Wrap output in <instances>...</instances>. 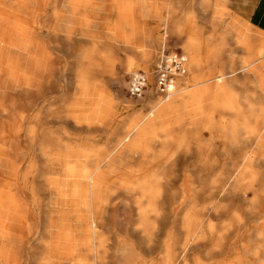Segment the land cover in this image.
I'll return each mask as SVG.
<instances>
[{"label":"bare ground","instance_id":"bare-ground-1","mask_svg":"<svg viewBox=\"0 0 264 264\" xmlns=\"http://www.w3.org/2000/svg\"><path fill=\"white\" fill-rule=\"evenodd\" d=\"M94 1L0 0V239L7 244L13 229L33 236L42 228L48 262L56 257L76 264H264V104H216L222 79L177 89L171 101L155 95L203 79L202 30L189 8L176 19L177 8L165 5L169 14L159 15L145 0H128L122 19L108 28L106 39L124 43L121 50L161 45L160 21L183 37L191 75L177 73L159 91L150 63L143 64L146 87L138 97L147 92L149 112L121 121L102 146L97 135L72 136L111 126L118 113L91 104L95 76L82 58L101 51L93 39L78 53V97L50 112L54 127L45 134L35 103L45 82L54 83L57 62L50 43L60 35L71 43L74 12L79 5L93 8ZM80 24L85 31L91 22L84 18ZM29 61L31 77L25 75ZM256 87L262 100V78ZM199 123L220 134L175 140ZM59 131L69 134L58 136ZM167 146L177 151H150ZM18 240L23 245L28 238ZM8 255L6 249L0 262Z\"/></svg>","mask_w":264,"mask_h":264},{"label":"crops","instance_id":"crops-1","mask_svg":"<svg viewBox=\"0 0 264 264\" xmlns=\"http://www.w3.org/2000/svg\"><path fill=\"white\" fill-rule=\"evenodd\" d=\"M134 1L142 3V0ZM145 1L150 6L151 10L153 12L158 11L159 15H161V11L165 5L169 3H172L173 5V3H175L177 8V13L174 15L175 18L180 17L184 7L189 8L195 17L196 24L202 30L203 84H201V86L210 84L215 79L223 80V78H225V81L223 82L224 89L219 93L221 96L218 99L219 102H225L230 97L232 98V101L234 100L236 103H255L253 94L257 91L256 79L262 78L264 81V0H203V8L202 4H200L201 0ZM127 2L128 0H95L93 8H84L79 5L78 16L76 17V10L72 17L75 39H72L70 43L63 37V35H60L56 43H53L54 45L49 42L55 62H57L55 64L57 68L54 78L58 70L57 55L60 51V47L62 51L70 55L69 58L71 59L69 80L67 81L68 87L63 99L64 104H69L70 102V104H72L75 101V98L78 97V87L75 84L76 82L74 83L77 79L76 71L78 68V62L80 63L78 53L84 47L88 46L93 39L98 41V47L101 51L98 52V54L94 53L87 58L82 59H84V61L86 60V64L93 69L95 76L94 79L105 74L104 71H106L107 68L109 72L107 71L106 73L113 71L115 62L119 63L120 61H124L119 55L120 41H116L113 37L109 41L106 39V36L109 35L107 34L109 33L108 28L113 27L122 19L124 9L127 7ZM104 7H106V12H103ZM195 9L201 14L202 20L195 13ZM84 18L89 19L91 22V25L85 31L78 28L81 26L80 23H82ZM198 19H200L202 23H199ZM155 21L156 20H151L150 22L153 23ZM81 33L87 34V37H81ZM7 41L8 39L6 42ZM47 41L48 40H45L46 44H48ZM182 42L183 37H181V43ZM108 46L116 50L114 54L109 55L107 52H104ZM257 50H260V52L256 55ZM30 64L31 62L29 61L25 70V75L27 77H31ZM46 75L47 74H44L43 77L47 78ZM47 84L48 83L45 82L41 88L42 97L39 102L43 99ZM50 86L51 92L57 94L58 90L55 81L54 83L51 82ZM198 86L200 85L194 87ZM95 91V84L92 83L91 94ZM155 95L156 97L160 96L157 91L155 92ZM206 96L209 98L210 93H207ZM204 101L206 102V100ZM124 103H127V108L123 110V107H120V109L117 110V117L114 119L115 121L113 122V125H97L95 132L91 131L87 133L97 135V137L100 138V144L102 141L107 142L113 130L116 127L123 126L120 124L123 119L128 120L133 117L134 111H139V107L143 104V101L128 102L124 100ZM100 132L108 136L100 137ZM202 133L205 136L208 135V131L206 130ZM1 219L2 218H0V221ZM25 235L29 236L28 240L23 245H20L18 238H26ZM34 236H42V228ZM9 237L10 239L7 244L0 239V254L6 252V249L8 250L9 260H4L9 262L7 264H19L23 253L30 254L29 260L26 264H53L54 261L46 262L41 260L43 258L44 246L40 241H32V235L24 234V232L21 233L16 229H13L11 230ZM33 242L36 243V248L28 250L27 247ZM56 262L62 264H74V262ZM0 264L3 263L0 262Z\"/></svg>","mask_w":264,"mask_h":264},{"label":"rangeland","instance_id":"rangeland-1","mask_svg":"<svg viewBox=\"0 0 264 264\" xmlns=\"http://www.w3.org/2000/svg\"><path fill=\"white\" fill-rule=\"evenodd\" d=\"M195 1V0H192ZM170 6L174 7L176 9V4L173 3H169L166 6ZM106 7H104L103 12H106L105 9ZM167 7H163L162 11H161V15L167 13L166 9ZM169 8V7H168ZM187 8L184 7V10H186ZM183 10V11H184ZM182 11V13H183ZM177 13V10H176ZM181 13V15H182ZM195 13L199 16V18L202 20V16L201 14H199V11L197 9H195ZM169 14V13H167ZM180 15V17H181ZM78 16V8L76 11V17ZM179 17V18H180ZM175 18V16H174ZM176 18V19H179ZM200 19H198L199 23H202L200 21ZM169 22L172 21V19H168ZM152 23V22H150ZM154 25V24H153ZM152 25V26H153ZM188 27V25H187ZM158 28H159V36L160 38V42H162L161 45H158L157 47L145 50V48H143L142 44L139 45H135V48H132L131 50H121L119 49V55L121 58H123L124 61H120L115 62L114 63V68L113 71H111V73H108V75L103 74L102 76L95 78L93 80L94 84H95V92H93L91 95L92 97L91 99V104H101V109L103 110H110L111 108L115 111H117L118 109H120V107H123V110H125L127 108V103H124V100L128 101V102H134V101H143V104L140 105L139 107V111H134L133 116L143 112V113H147L149 111H147L148 107L150 108L151 106L146 103H144V101L147 100V92H144L143 95L141 97H135V96H131L127 93L126 91V83H127V77L128 74L131 72L136 71L137 69H141L145 74V69H143V64L146 63H150V70L151 72H153L152 67L154 65V63L156 62V60L158 59L159 55L161 54L162 51H168L171 49H177L179 50L181 53H183L185 55V52L182 49V43H181V37L177 34L171 33L167 30V24L164 21H160L158 24ZM189 29V27H188ZM72 39H75V37H73ZM61 42V40H60ZM124 43L120 42V46H122ZM144 52V53H143ZM149 52V53H148ZM70 55L66 54V52L61 50L60 47V51L58 52L57 55V60H58V70L56 72V76L54 78L55 81V86L58 90V93H52L51 92V86L50 83L47 84L46 86V91L44 93L43 99L41 102H36L35 104H39L38 106L35 105V107H37L38 109L41 108V112H40V117L42 118L43 121V128L45 131V134L49 135L50 131L53 129V122L51 121V115L50 112L54 111L56 107L61 106L64 104V97H65V91L67 89V81L69 80V68L71 66V59L69 58ZM138 67H137V66ZM186 71V72H185ZM185 75L190 74L191 72L189 71V68L187 66V60L185 63ZM49 76V74H48ZM147 76V74H146ZM175 78H172V81ZM225 81V78H223V82ZM222 82V83H223ZM189 84H191L192 86H197L203 84V79L202 80H195V81H183L180 85L179 88H172L170 90V92L167 93V96H165V94L159 93L160 96L157 97L159 100L161 101H171L172 100V96L175 93V91L177 89H180L181 91L184 90L185 87H187V85L189 86ZM104 95V96H103ZM256 93L253 94L254 97V101L255 103H250V104H254L253 108L257 107V104H264L263 99H264V93L262 94V100L256 97ZM103 96V97H101ZM110 102L112 103V106L110 104ZM216 104H226L228 106H233L234 104H247V103H236L234 100L232 101V98L229 97V99L227 101H223V102H219L218 100L215 101ZM104 104V105H103ZM104 107V108H103ZM101 111V110H100ZM147 111V112H146ZM49 115V116H48ZM224 118H227L228 115L225 114ZM216 121H218L219 119H221L220 114H216L215 118ZM124 120V119H123ZM60 122L57 124V127L59 130H62L63 128V121L62 118L59 120ZM142 122V120H141ZM253 121L250 120V123H252ZM202 123L197 124L195 126H191L189 132L187 133H182L179 132L175 135V140L177 142L179 141H183L184 138H193V137H199V138H207L209 136H217L220 133H218V131H214V132H210L207 129H201L199 126H201ZM187 127L190 126V124H186L183 125V127ZM198 129V132H196V128ZM206 130L208 131V135H203V131ZM65 134H63L61 131H59L58 133H56V135L58 136H63L66 134H69V132H64ZM88 135H94L93 133H86V132H73L72 136H88ZM172 135V134H171ZM171 135H167L165 138L167 141V143H169V145L171 144L173 137L171 138ZM100 137L103 136H108L102 132L99 133ZM194 139V138H193ZM106 142L102 141L101 146L105 145ZM150 151L155 152V151H161V152H165V153H172L175 150L174 148H172L171 146H167V147H157L155 149H151ZM185 150L183 149H179V152H184ZM196 149L195 148H191L189 150V152L195 153ZM117 152L116 149L113 150V153ZM112 154V153H111ZM213 222L215 224H218L220 222V218L216 217L213 219ZM25 237H29L27 235H25ZM37 242H41L42 244L44 243V239L43 236H34L32 237V241H36ZM36 248V243L33 242L31 243L30 246L27 247L28 250H33ZM29 253H23L19 264H26L27 261L29 260ZM53 258V264H62V263H57L56 261L61 262L58 258L56 257H52ZM41 260L48 262V257L47 259L42 258ZM72 262H74L75 260H71ZM3 264H7L9 262L2 260L1 261ZM63 262V261H62ZM74 264H76L74 262Z\"/></svg>","mask_w":264,"mask_h":264},{"label":"built area","instance_id":"built-area-1","mask_svg":"<svg viewBox=\"0 0 264 264\" xmlns=\"http://www.w3.org/2000/svg\"><path fill=\"white\" fill-rule=\"evenodd\" d=\"M154 84L163 91L169 80L177 73L185 71V55L177 49L162 51L153 67ZM146 76L141 69L128 74L126 91L129 95L138 97L146 87Z\"/></svg>","mask_w":264,"mask_h":264}]
</instances>
